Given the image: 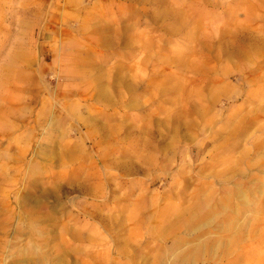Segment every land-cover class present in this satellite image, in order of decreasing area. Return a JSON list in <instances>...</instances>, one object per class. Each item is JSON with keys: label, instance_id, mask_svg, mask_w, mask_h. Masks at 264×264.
I'll list each match as a JSON object with an SVG mask.
<instances>
[{"label": "rangeland", "instance_id": "rangeland-1", "mask_svg": "<svg viewBox=\"0 0 264 264\" xmlns=\"http://www.w3.org/2000/svg\"><path fill=\"white\" fill-rule=\"evenodd\" d=\"M0 264H264V0H0Z\"/></svg>", "mask_w": 264, "mask_h": 264}]
</instances>
